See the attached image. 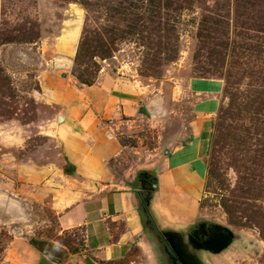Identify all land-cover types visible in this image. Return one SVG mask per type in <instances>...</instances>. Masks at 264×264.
Instances as JSON below:
<instances>
[{
	"label": "rangeland",
	"instance_id": "1",
	"mask_svg": "<svg viewBox=\"0 0 264 264\" xmlns=\"http://www.w3.org/2000/svg\"><path fill=\"white\" fill-rule=\"evenodd\" d=\"M59 38L78 84L119 74L166 110L119 129L118 176L163 163L188 139L195 106L217 98L200 214L224 242L199 260L264 264V0H0V264L79 244L31 181V169L61 163L55 110L36 98L40 59Z\"/></svg>",
	"mask_w": 264,
	"mask_h": 264
},
{
	"label": "crops",
	"instance_id": "2",
	"mask_svg": "<svg viewBox=\"0 0 264 264\" xmlns=\"http://www.w3.org/2000/svg\"><path fill=\"white\" fill-rule=\"evenodd\" d=\"M60 42L40 59L36 98L55 110L49 130L61 163L31 169V181L50 193L60 234L79 244L32 249L30 264H179L172 248L188 259L203 256L196 230L217 98L195 106L188 139L163 163L118 176L113 166L125 149L119 129L139 126L149 98L138 82L119 74L78 84L70 73L74 50L67 39Z\"/></svg>",
	"mask_w": 264,
	"mask_h": 264
},
{
	"label": "water",
	"instance_id": "3",
	"mask_svg": "<svg viewBox=\"0 0 264 264\" xmlns=\"http://www.w3.org/2000/svg\"><path fill=\"white\" fill-rule=\"evenodd\" d=\"M199 231H197L198 234ZM224 242V240L221 238L220 234L217 231H214V234L212 235L211 239L208 241H205L204 243H197V246L199 248H203L204 250H207L209 252L211 251H218L220 248V245ZM172 252L174 257L177 259V262L179 264H201L199 257H195L194 259H188L185 257L181 251L172 248Z\"/></svg>",
	"mask_w": 264,
	"mask_h": 264
},
{
	"label": "clouds",
	"instance_id": "4",
	"mask_svg": "<svg viewBox=\"0 0 264 264\" xmlns=\"http://www.w3.org/2000/svg\"><path fill=\"white\" fill-rule=\"evenodd\" d=\"M147 107L152 119H162L166 115V110L160 101L153 100Z\"/></svg>",
	"mask_w": 264,
	"mask_h": 264
},
{
	"label": "flooded vegetation",
	"instance_id": "5",
	"mask_svg": "<svg viewBox=\"0 0 264 264\" xmlns=\"http://www.w3.org/2000/svg\"><path fill=\"white\" fill-rule=\"evenodd\" d=\"M198 232V241L200 243H204L205 241H208L209 239H211L212 235L214 234V230L207 226V225H200L199 227H197Z\"/></svg>",
	"mask_w": 264,
	"mask_h": 264
},
{
	"label": "trees",
	"instance_id": "6",
	"mask_svg": "<svg viewBox=\"0 0 264 264\" xmlns=\"http://www.w3.org/2000/svg\"><path fill=\"white\" fill-rule=\"evenodd\" d=\"M201 31H204V30H201ZM201 33H202V32H201ZM65 172H67V174H69L68 171H65ZM70 174H71V173H70ZM41 245H43V244H41ZM38 250L41 251V252H44L42 248H39Z\"/></svg>",
	"mask_w": 264,
	"mask_h": 264
}]
</instances>
